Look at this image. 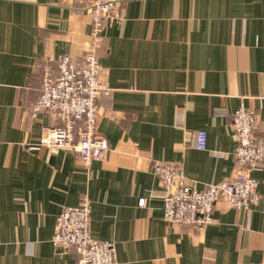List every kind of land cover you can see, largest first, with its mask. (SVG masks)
Segmentation results:
<instances>
[{"label":"crops","instance_id":"1","mask_svg":"<svg viewBox=\"0 0 264 264\" xmlns=\"http://www.w3.org/2000/svg\"><path fill=\"white\" fill-rule=\"evenodd\" d=\"M89 50L110 150L88 164L41 144L58 121L33 108L45 68L62 54L83 66ZM263 94L264 0H121L96 33L85 0H0V264H77L53 238L84 197L92 235L114 242L119 264H264V168L252 172L257 202H219L201 228L166 221L154 170L181 165L199 189L230 178L233 116L253 108L264 129Z\"/></svg>","mask_w":264,"mask_h":264},{"label":"built area","instance_id":"2","mask_svg":"<svg viewBox=\"0 0 264 264\" xmlns=\"http://www.w3.org/2000/svg\"><path fill=\"white\" fill-rule=\"evenodd\" d=\"M121 0H85L95 22V33L105 18H111ZM119 19V17H118ZM56 68H45L41 94L33 115L46 110L58 121L48 127L41 144L67 148L79 154L86 163L105 159L110 147L99 133L97 99L107 86L95 52L89 50L85 64L77 66L69 54L56 59ZM264 98V94L262 95ZM255 109L242 106L232 120L236 138L235 169L231 177L208 183L199 189L191 184L184 168L170 162H155L154 170L166 189L164 217L169 224H185L195 228L205 226L214 206L250 208L259 200L258 181L252 175L264 168V129L257 128ZM197 145L205 148L207 132H197ZM54 244L63 251L74 250L77 264H119L113 241L96 238L91 233V200L84 197L79 205L64 208L58 216Z\"/></svg>","mask_w":264,"mask_h":264}]
</instances>
